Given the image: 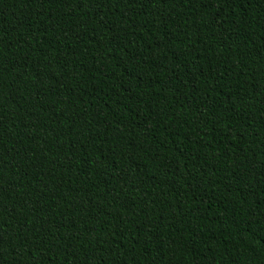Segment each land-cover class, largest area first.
Here are the masks:
<instances>
[{
  "label": "trees",
  "instance_id": "16d2710c",
  "mask_svg": "<svg viewBox=\"0 0 264 264\" xmlns=\"http://www.w3.org/2000/svg\"><path fill=\"white\" fill-rule=\"evenodd\" d=\"M0 264H264V0H0Z\"/></svg>",
  "mask_w": 264,
  "mask_h": 264
}]
</instances>
